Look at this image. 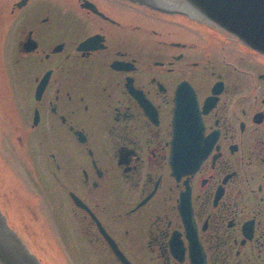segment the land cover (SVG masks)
Segmentation results:
<instances>
[{
    "label": "flooded vegetation",
    "instance_id": "obj_1",
    "mask_svg": "<svg viewBox=\"0 0 264 264\" xmlns=\"http://www.w3.org/2000/svg\"><path fill=\"white\" fill-rule=\"evenodd\" d=\"M157 2L171 11L0 0V134L17 141L0 149V210L31 249L46 207L94 264H121L98 223L131 264H264V53ZM182 82L207 153L177 178Z\"/></svg>",
    "mask_w": 264,
    "mask_h": 264
},
{
    "label": "water",
    "instance_id": "obj_2",
    "mask_svg": "<svg viewBox=\"0 0 264 264\" xmlns=\"http://www.w3.org/2000/svg\"><path fill=\"white\" fill-rule=\"evenodd\" d=\"M162 12H170L158 0H130ZM186 12L213 22L249 47L264 53V0H182ZM186 8L190 9L188 11ZM42 84H40V90ZM172 174L177 178L196 170L207 153L202 148L201 118L191 86L182 82L174 95ZM101 233L121 264H131L113 239L98 223ZM0 264H46L12 229L0 210Z\"/></svg>",
    "mask_w": 264,
    "mask_h": 264
},
{
    "label": "rangeland",
    "instance_id": "obj_3",
    "mask_svg": "<svg viewBox=\"0 0 264 264\" xmlns=\"http://www.w3.org/2000/svg\"><path fill=\"white\" fill-rule=\"evenodd\" d=\"M4 139L7 140V145L5 144ZM9 144L12 146V150H14L13 146L17 144L16 138L12 137L11 135L2 136L0 134V149L4 151L7 150L6 147H8ZM47 144V142L43 143V146L45 147ZM16 161V158H12V156L7 157V167H11L12 169L19 167V164L16 163ZM16 171L19 173L18 175H21L23 170L18 169ZM40 213L43 215V217L38 218L39 226L38 230H36L37 232L35 233L38 243H34L33 245H31V249L35 251V253L40 258H42L43 261H46L47 264H94V262H98V260L96 259V261L94 258L86 259L82 254V252L84 251H82L81 249H78L77 255L74 254V250L70 248L63 239H61L62 237L61 235H59V232H56L53 229L52 223L54 225V222L52 221V217L51 214H49L48 209L46 207H43V213L42 211ZM43 223L48 226L47 230L45 229V225ZM41 224H43L44 226L41 227ZM71 235L73 236L72 233ZM75 243L78 242L75 240L74 244L71 246L77 247ZM40 244H43L44 248L39 247ZM92 259L94 260V262Z\"/></svg>",
    "mask_w": 264,
    "mask_h": 264
},
{
    "label": "bare ground",
    "instance_id": "obj_4",
    "mask_svg": "<svg viewBox=\"0 0 264 264\" xmlns=\"http://www.w3.org/2000/svg\"><path fill=\"white\" fill-rule=\"evenodd\" d=\"M188 11H190V9L186 8Z\"/></svg>",
    "mask_w": 264,
    "mask_h": 264
}]
</instances>
